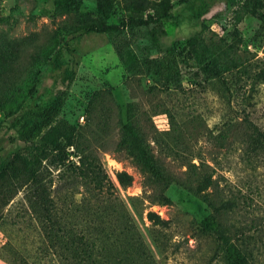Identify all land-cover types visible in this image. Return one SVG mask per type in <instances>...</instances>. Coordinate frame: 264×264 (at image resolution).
Here are the masks:
<instances>
[{
    "label": "rangeland",
    "instance_id": "374dc122",
    "mask_svg": "<svg viewBox=\"0 0 264 264\" xmlns=\"http://www.w3.org/2000/svg\"><path fill=\"white\" fill-rule=\"evenodd\" d=\"M165 10L171 15H161ZM148 13L161 18L118 32L83 29ZM193 35L207 46L221 44L231 66L246 68L240 95L231 97L221 77L205 71L188 43ZM169 47L178 74L158 80L144 59L164 56ZM263 71L264 21L237 0H115L107 18L94 0H0V161L27 144L7 127L8 111L41 108L64 93L59 118L72 132L60 149H46L38 165L58 230L83 232L95 247L105 243L114 251L119 242L137 262L139 254L119 239L118 216L127 211L144 229L156 264H230L227 243L200 226L208 214L231 245L264 264ZM245 117L260 126L259 139ZM129 119L173 181L158 182L122 142L121 126ZM204 175L212 183L197 194ZM24 201L19 190L3 207L0 264H10L12 245L27 254L42 245ZM149 210L165 223L153 224ZM103 258L97 255L110 264Z\"/></svg>",
    "mask_w": 264,
    "mask_h": 264
},
{
    "label": "trees",
    "instance_id": "16d2710c",
    "mask_svg": "<svg viewBox=\"0 0 264 264\" xmlns=\"http://www.w3.org/2000/svg\"><path fill=\"white\" fill-rule=\"evenodd\" d=\"M94 1L101 16L105 18L111 16L115 0ZM237 1L243 10L253 15H260L264 21V12L262 11L264 0ZM161 15L169 16L171 14L165 10ZM160 18V15L154 16L148 13L147 16H130L126 21L123 20L122 24L90 23L84 26L83 29L84 31L118 32L122 26L127 24H148ZM188 43L201 61H204L202 67L205 71L221 77V84L230 92L231 97H237L242 93V75L247 70L238 65L231 66V62L224 57L227 50L221 49V44H218V47L214 45L207 46L198 35L191 36ZM200 48L204 50L200 51ZM116 50L124 61H129V55L127 56L121 46L117 45ZM171 55H175V48L173 47H169L167 54L164 56L146 57L144 59V63L153 71L156 79L158 75V80H171L178 74V71L172 67ZM227 71L232 72L231 76L223 75ZM260 73H262L260 78L264 80V71ZM64 100L65 95L63 93V95L53 97L41 108L24 106L8 111L10 115H13V118L7 127L15 130L14 139H20L27 144L25 148H22V151L16 152L13 157L8 156L0 161V224L6 219L5 213L2 211L3 207L10 202L11 197L19 190H24L26 214H30L31 220L39 225V228L36 227V236L42 243L40 246L33 247L28 254L24 253L21 248L22 252L12 245L13 250L8 258L10 264H32L33 262H30L28 257H32L33 261L38 264L42 262L45 264H103L99 263L98 254L104 256L103 262L107 261L110 264H156L157 257L154 249L144 229L139 225L132 212L123 211L118 216L119 239L121 242L127 241L133 252L139 254L140 258L137 262L133 261L132 256L129 255L131 251L127 248L122 250V245L119 242L115 243L117 246L115 251L112 249V245H107L103 241L104 244L101 247L98 243V247H95V244L90 242L91 238L83 232L70 236V234H64L65 231L56 228L58 222L55 220L54 211L52 210L54 202L49 197L47 185L39 180L38 165L46 157V149L51 147L60 149L61 139L63 137L69 138L72 132L67 120L59 118ZM245 119L252 124L255 133L253 137L259 139L258 137L262 133L260 126L248 117H245ZM3 128V124L0 122V131ZM121 132L122 142L131 150L132 155L146 171L150 172L160 183L167 184L173 181L170 175L157 164L155 155L146 143L142 130L132 119L122 124ZM20 175L25 180H11L13 177ZM211 183L212 176L204 175L195 192L197 194L203 193ZM41 211L43 212L41 213ZM147 216L153 224L165 223V220L153 210H149ZM200 226L204 231L218 232L219 239L227 243L230 251L228 256L230 264H253L249 260V254L247 255L239 247L236 248L234 244L231 245L232 242L226 235L225 228L216 223L211 215L205 214L201 218ZM121 252L124 253L123 257ZM118 258H123L126 261L123 263H120L121 261L116 262Z\"/></svg>",
    "mask_w": 264,
    "mask_h": 264
}]
</instances>
